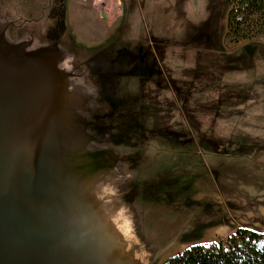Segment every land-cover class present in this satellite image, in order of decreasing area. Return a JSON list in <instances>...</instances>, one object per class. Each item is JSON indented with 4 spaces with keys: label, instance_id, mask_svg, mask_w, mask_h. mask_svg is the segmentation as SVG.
I'll return each instance as SVG.
<instances>
[{
    "label": "rangeland",
    "instance_id": "374dc122",
    "mask_svg": "<svg viewBox=\"0 0 264 264\" xmlns=\"http://www.w3.org/2000/svg\"><path fill=\"white\" fill-rule=\"evenodd\" d=\"M224 2L0 0L11 39L55 40L73 54L93 94L91 143L148 264L238 227L264 231V60L225 66L243 45H264V33L236 40L223 18L216 48L206 34ZM208 135L257 136L260 144L235 139L213 152ZM162 173L166 183L142 194L139 183Z\"/></svg>",
    "mask_w": 264,
    "mask_h": 264
},
{
    "label": "water",
    "instance_id": "95a60500",
    "mask_svg": "<svg viewBox=\"0 0 264 264\" xmlns=\"http://www.w3.org/2000/svg\"><path fill=\"white\" fill-rule=\"evenodd\" d=\"M0 22V264H148L86 129L93 94L55 40Z\"/></svg>",
    "mask_w": 264,
    "mask_h": 264
},
{
    "label": "trees",
    "instance_id": "16d2710c",
    "mask_svg": "<svg viewBox=\"0 0 264 264\" xmlns=\"http://www.w3.org/2000/svg\"><path fill=\"white\" fill-rule=\"evenodd\" d=\"M238 11L234 15L229 9V0L217 5L211 14L210 29L207 38L216 48H220L221 35L224 30L223 18L236 40H244L252 35L264 33V0H236ZM236 16V17H235ZM223 23V24H222ZM255 56L264 60V45L249 42L243 45L239 53L225 61L229 69H247L252 66ZM239 139L243 146L250 148L259 143L257 136L245 138L243 135H208L203 140L213 152L232 140ZM162 173L157 179L140 182L142 194L149 195L165 184L169 174ZM144 192V193H143ZM161 264H264V231L249 227H238L224 240L209 243H196L164 259Z\"/></svg>",
    "mask_w": 264,
    "mask_h": 264
},
{
    "label": "crops",
    "instance_id": "0c3cea01",
    "mask_svg": "<svg viewBox=\"0 0 264 264\" xmlns=\"http://www.w3.org/2000/svg\"><path fill=\"white\" fill-rule=\"evenodd\" d=\"M195 243H202L201 241L195 242Z\"/></svg>",
    "mask_w": 264,
    "mask_h": 264
}]
</instances>
